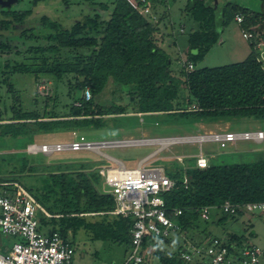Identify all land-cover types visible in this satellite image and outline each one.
Listing matches in <instances>:
<instances>
[{"label": "trees", "instance_id": "trees-1", "mask_svg": "<svg viewBox=\"0 0 264 264\" xmlns=\"http://www.w3.org/2000/svg\"><path fill=\"white\" fill-rule=\"evenodd\" d=\"M213 1H186L185 13L197 24V29L187 37L185 63L193 67L203 61L220 36ZM12 2L8 0L6 5ZM145 3L150 4L152 13L157 16L155 23L141 16L127 0L100 3V9L107 15L105 19L96 13L71 21L55 14L36 19L31 11L0 12L2 50L10 49L7 33L17 34L24 41L39 40L36 33L39 29L44 33L41 46L26 50L32 58L0 63V90L16 74L47 75L63 84L70 100L78 101L69 107L65 116L52 114L47 120L36 112L25 113L12 107L8 123H1L0 118V142L5 138L18 139L58 130L74 133L86 127L98 128L104 124V119L128 112L161 113L200 121L238 118L264 122V67L253 50L254 43H250L249 56L240 63L211 69L193 68L190 72L182 67V79L174 81L171 60L163 48L165 37L172 31L168 32V23H163L167 19L166 12L157 13L163 3L161 0H145ZM238 14L243 17L240 27L248 32L254 30L260 18L264 20V13L226 6L220 12L222 26ZM109 80L117 91L126 94L127 105L94 104ZM181 88L187 95L182 96ZM82 91H88L91 99L86 100L85 95L76 98V93ZM192 106L196 109L189 110ZM6 157L13 158L0 155V162L10 161ZM19 162L17 172L15 169L2 171L0 166V193L13 191L14 184L29 192L48 215L38 213L40 228L50 227V231L58 233L71 246L69 237L74 238L79 230H84L92 240L123 245L127 251L133 219L108 214L113 211L114 202L96 189L100 178L95 172L85 173L89 167L67 166L33 175L52 169L30 166L27 172L31 175L27 176L36 178L35 186H24L20 178L28 161L22 158ZM166 176L175 185L163 195L165 206L181 211L178 217L181 230L176 236L197 229L203 207H219L225 201L238 205L264 202V159L249 164H208L206 169H197L195 164L186 168L180 165L179 169L166 172ZM184 176L186 184H183ZM238 216H243L242 212ZM229 217L236 216L221 215L216 224H222ZM150 239L149 253L157 264H186L180 258L181 242L174 238L166 243ZM187 240L185 237L182 243ZM225 242L235 248L243 245L242 237L237 235H228Z\"/></svg>", "mask_w": 264, "mask_h": 264}, {"label": "rangeland", "instance_id": "rangeland-1", "mask_svg": "<svg viewBox=\"0 0 264 264\" xmlns=\"http://www.w3.org/2000/svg\"><path fill=\"white\" fill-rule=\"evenodd\" d=\"M187 0H161L163 4L157 9L158 14L166 12L167 19L163 23H168L172 33L166 36L163 48L168 54L171 64L170 70L177 79H182L180 72L183 57L185 61L188 57L187 37L197 29V24L188 16L185 11ZM110 0H13L10 5L0 6V12L12 11H31L34 18L51 16L55 14L67 20L82 19L85 16L99 14L102 18L107 15L99 7L100 3H109ZM216 11V28L219 32L218 42L206 54L203 61L194 64V69L218 68L227 65L237 64L244 61L250 54V43H254L253 50L264 67V20L260 18L258 25L254 28L253 38L245 40L242 38V28L231 17L226 24L222 26L220 12L222 7L237 6L247 8L254 12L264 13V0H214L213 4ZM168 7V11L166 8ZM151 15V14H150ZM149 15V16H150ZM148 16V15H147ZM149 18V17H148ZM116 27V25L114 24ZM180 29L183 33H180ZM127 32V31H126ZM39 40L24 41L17 37V34H6L9 50L0 49V63L9 61L10 63L27 61L32 58L26 53L27 48L31 46H41V37L44 34L42 30L36 32ZM130 34V32H128ZM127 33V34H128ZM175 44V45H174ZM184 62V61H183ZM72 83L75 81L72 77ZM182 96L187 95L185 89H180ZM85 95V92H77L76 98ZM91 97V96H90ZM91 99V98H90ZM86 100H88L86 98ZM129 102L125 93L117 91L111 80L108 81L101 95L94 99L95 105L106 107L108 105L120 103L127 105ZM77 100H70L67 96V90L63 84L57 83L54 77L40 75L16 74L10 77L0 90V118L1 123H8L11 118L10 111L12 107L22 112H36L40 117L47 120L52 114L63 117L69 112L71 105H76ZM138 116V117H137ZM143 120L141 123L140 120ZM213 132H252L264 131V122L253 119H231V120H195L191 117L181 118L167 114L154 113L148 116L135 115L132 113L119 116H110L104 119V124L98 128L86 127L76 130L74 133L64 130H58L48 133L31 134L18 139L5 138L0 142V155L13 156L10 161L0 162L1 170L15 169L17 172L20 162L19 159L26 158L28 165L21 175L20 181L24 186H35L36 178L27 172L28 167L48 168L52 170L34 172L33 175L45 174L53 171L54 168H64L67 166H86L85 173L92 174L96 169L106 166H113L104 160L100 155L90 151L79 152H57L52 155H43L41 153H32L28 150L30 145H53L69 143L82 135L91 142L123 140L128 137L134 139L157 138V137H181L196 136ZM232 145V147L228 146ZM221 148L217 144L205 143L201 149L207 161L210 164H249L260 159H264V141L261 143L237 142L228 144ZM228 146V147H227ZM156 147L146 148L145 146L129 147L123 149H102L101 152L124 164L127 168H133L137 163L152 153ZM199 152V145H175L169 150L162 152L150 164V166L162 167L165 172H173L179 169V166L186 168L188 165L195 164V159H184L182 163L176 162V157L194 156ZM225 152L226 154H219ZM214 157L209 158L207 155ZM208 161V162H209ZM9 163V164H8ZM42 168V169H43ZM16 174V173H14ZM96 189L101 188L100 184ZM43 209V208H42ZM44 210V209H43ZM41 213V212H39ZM43 214V213H41ZM112 216V215H111ZM221 217L216 212L210 213L208 221L199 219L197 229L192 232L174 236L176 241L181 242L187 237L191 244H203L207 237H216L227 240L228 235H237L242 237L243 245L255 246L264 249V219L259 213L249 214L248 216H236L234 219L228 218L222 224H216L217 218ZM249 218V219H248ZM94 218H92L93 220ZM41 231H50V227L40 228ZM255 231V235L251 234ZM6 237V236H5ZM6 241L14 242V239L2 238ZM74 248L72 264H121L126 254V248L123 245H115L111 242L95 241L84 230H79L74 238L69 237ZM146 264H157L151 259V253H147ZM264 256V255H263ZM263 256L259 264H264ZM151 259V261H150Z\"/></svg>", "mask_w": 264, "mask_h": 264}, {"label": "built area", "instance_id": "built-area-1", "mask_svg": "<svg viewBox=\"0 0 264 264\" xmlns=\"http://www.w3.org/2000/svg\"><path fill=\"white\" fill-rule=\"evenodd\" d=\"M130 6L141 16L150 14L145 0H127ZM235 22L243 23L241 15H235ZM253 32L242 30V38L250 40ZM185 71L193 70V65L182 62ZM85 97L90 98L88 91ZM192 106L189 110H195ZM261 143L264 131L250 132H215L196 136L161 137L142 139H123L113 141L91 142L84 136H76L69 143L53 145H30L32 153L52 155L57 152L90 151L100 155L113 166L96 169L101 188L99 191L108 195L114 202L113 211L109 215L132 218L130 246L121 264H145L147 253L151 247V239L166 243L176 236L181 228L178 217L179 209H168L163 195L174 187V181L166 176L162 167L150 166L151 162L162 152L175 145H199V152L193 157H176L182 163L184 159H195L197 169H206L208 161L201 149L205 143H213L224 148L237 142ZM138 146H151L156 149L133 168L101 152L102 149H123ZM185 170V169H184ZM187 183L184 176L183 184ZM7 186V185H4ZM14 190H3L0 193V234L14 239L9 252L0 255V264H72L74 248L53 231H41L37 215L39 212L48 217L33 196L21 186L13 185ZM220 215L243 216L259 213L264 219V202L231 204L225 201L219 207L207 206L200 210V219L208 221L210 213ZM181 260L186 264H259L263 251L255 246L242 245L234 247L222 239L210 238L203 244L182 243ZM170 255V252H167Z\"/></svg>", "mask_w": 264, "mask_h": 264}, {"label": "crops", "instance_id": "crops-1", "mask_svg": "<svg viewBox=\"0 0 264 264\" xmlns=\"http://www.w3.org/2000/svg\"><path fill=\"white\" fill-rule=\"evenodd\" d=\"M148 7H149V10H150V16L148 15V16H145V17H149V18H151V20H152V22L153 23H155L156 21H157V16L155 15V14H153L152 13V8H151V6H150V4H148ZM158 8H160V7H158ZM157 8V9H158ZM166 10L168 11V7L166 8ZM184 11H185V8H184ZM170 28V32L172 31V29H171V27H168L167 28V31H168V29ZM180 31V33H183V30L182 29H180L179 30ZM181 63L183 62V61H185V59L183 58V57H181ZM176 77H174L173 78V80L174 81H176ZM178 81V80H177ZM135 115H141V117H143V116H148V114H135ZM138 117V116H137ZM140 122L142 123L143 122V120L141 119L140 120ZM207 133H215V132H213V131H208ZM186 136H190V135H186ZM158 138V137H157ZM161 138V137H160ZM125 139H134V138H132V137H128V138H125ZM228 146H230V147H232V145H228ZM227 146V147H228ZM146 148H149V147H151V146H145ZM232 148H234L235 150L237 149V147H236V145H235V147H232ZM151 154V153H150ZM219 154H226L225 152H220ZM149 154H147V155H145V157L146 156H148ZM206 155H207V153H206ZM159 156V155H158ZM189 157H192V156H189ZM207 157H209V158H212L213 159V155L212 154H209V155H207ZM143 159V158H142ZM192 160V159H191ZM141 161V160H140ZM139 161V162H140ZM209 161V160H208ZM138 162V163H139ZM177 162V161H176ZM137 163V164H138ZM208 164L210 165V161L208 162ZM166 171V170H165ZM249 219V218H248ZM255 231L253 230L252 231V233L251 234H253V235H255ZM2 238H6L5 236H3V235H1L0 234V255H6L8 252H9V250H10V247H11V245H12V243H11V241H6L7 243H4V239H2ZM7 238H9V237H7ZM262 251H263V253H264V249H261ZM263 258H264V256H263Z\"/></svg>", "mask_w": 264, "mask_h": 264}, {"label": "flooded vegetation", "instance_id": "flooded-vegetation-1", "mask_svg": "<svg viewBox=\"0 0 264 264\" xmlns=\"http://www.w3.org/2000/svg\"><path fill=\"white\" fill-rule=\"evenodd\" d=\"M7 1H8V0H3V5H1V6H5L6 3H7Z\"/></svg>", "mask_w": 264, "mask_h": 264}, {"label": "water", "instance_id": "water-1", "mask_svg": "<svg viewBox=\"0 0 264 264\" xmlns=\"http://www.w3.org/2000/svg\"><path fill=\"white\" fill-rule=\"evenodd\" d=\"M3 5V0H0V6ZM168 32H170V28L168 29Z\"/></svg>", "mask_w": 264, "mask_h": 264}]
</instances>
